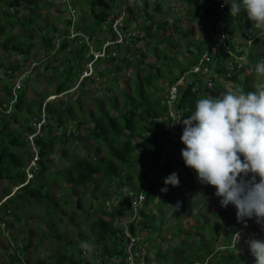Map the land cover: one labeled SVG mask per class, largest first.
Segmentation results:
<instances>
[{
	"label": "trees",
	"instance_id": "trees-1",
	"mask_svg": "<svg viewBox=\"0 0 264 264\" xmlns=\"http://www.w3.org/2000/svg\"><path fill=\"white\" fill-rule=\"evenodd\" d=\"M86 1L87 0L85 1L79 0V2L77 1L78 4L80 3L79 5L83 9H85V6L87 5L88 7L90 6L92 7V9L88 10L86 14L82 15V23L83 22L85 23L84 25H82L83 26L82 29H84L85 32L93 35L98 33V26L100 21H102L105 18L106 14H108V11L110 13L113 10L114 5L112 1H110L111 5L109 4V2L106 4V1L104 2L102 0H88V3ZM154 1L155 0H153L152 5L146 4V6L148 9L150 7L153 8L155 6V12H158L159 5L157 4V1L155 2ZM207 1L208 0H202L201 3L195 5L199 7V10H202L199 11L200 15L198 16V18L201 21L200 32L203 35V40L201 42L192 41V44L197 49V53L202 52L203 47L211 44L213 39L212 19L210 18L213 9L207 8L204 10L203 8L204 5L207 3ZM225 2L226 3L223 12L225 19V28L228 34L231 36L232 35L231 33L235 28L234 24L237 23L238 16L237 17L231 16L230 14L231 6L228 0H225ZM96 3L98 5L97 10L95 14H93V21L90 22L87 19V14L92 12V10H94ZM0 5H1L0 7V69L2 68L3 71H5L4 73H6L7 71L13 72L17 70L18 68H20L21 63L20 64L17 62L5 63V61H3L4 57L2 56V53L20 51L25 55L26 58H28L31 51V48L29 47H32L33 44V42H31L33 38L31 36V33H35L36 36L39 35V37L41 38V45L39 46V48H41V46L44 45L46 46L44 49L48 50V48L52 47L53 44L54 33L52 34V32L53 30H55V28L53 27L51 29H47V31L43 32L44 33L43 35H40L37 30V28H39L37 26L38 23H41L45 20L46 15L50 10L49 5L47 6L46 10L44 9L42 0H0ZM98 13L101 14L100 18ZM244 15L246 16L245 13ZM155 16H156L155 14H149L146 11L144 19H142L140 23H143V27L147 28L146 29L147 32L143 34L141 37H139L141 35V32H139L136 28H133V30L136 31L137 33L134 36V38L131 37L132 41L130 42V45L126 47L127 54L126 53L123 54L124 61L121 60V65H123L124 68L126 66V68L128 69L132 65L131 63L132 61L136 65H142L144 60V55L140 53H142L141 51L148 50L151 47H153L151 49L152 51H154L152 52L151 56L153 57L154 55L157 58H159V60H161L162 54L160 50L163 51L164 49L163 46L166 44L165 38L170 37L175 33L180 34L176 25H172L170 27L167 22L155 20ZM101 17L103 18L101 19ZM134 18H136L135 15H133L132 20L137 21V19ZM61 21L63 25L66 24L65 20L61 19ZM244 23L245 26L251 25V22L248 20H245ZM165 24L166 26H164ZM92 25L93 27L91 28ZM241 25L237 26L236 29L237 30L241 29ZM89 27L91 30L89 29ZM14 28H16L19 32H14L13 31ZM124 29L128 30V27H124ZM56 31H58L57 28L54 32ZM148 31H152V32L149 33ZM254 32L256 33V34L254 33L256 38L259 35L264 34V32H258V31H254ZM156 33H158L159 35ZM244 36L247 38L248 41H251V47L253 49L258 43L257 39L253 38V36H251L250 33H248L247 31H245ZM139 40L143 42L145 48L143 47V49H134V47L132 46L135 45ZM151 40L154 42V44L151 43ZM262 44L264 45V41ZM229 45L233 47V43L229 42ZM172 46H176V44H173ZM123 47L124 46L122 45L117 46L118 49ZM66 48H67V42L65 44L64 41L59 51L64 52ZM80 54L81 51L75 54L76 57L73 60V64L69 63L70 57L69 56L67 57V55H65L64 58L65 60H62L64 71H62L61 73L58 72L60 80L55 85L57 92H63L67 90L66 86H68L73 80L77 78V72L81 67V56H79ZM260 55H261L260 53L256 54L251 50L247 56L248 64L255 65L260 60L259 58ZM163 56H165L166 58V55ZM263 57L264 55L262 54L261 58ZM110 61H111L110 67H112L116 71L121 70V66L114 65L113 58H111ZM196 61L197 58L193 57V60L189 61V65L192 66L191 64L193 63L195 64ZM224 62H226V60L222 59L219 60L218 64L217 63L214 64V68L220 77H223L225 75ZM45 65H46L44 66L45 71H49L51 74L57 73L58 68L51 67L50 60H48L47 64ZM144 65L145 68H143V71H145L146 74L144 76H138V74H136L135 76L136 81L133 86L134 92L130 94L129 92L122 90L119 93L123 99L119 104V106L117 105V98H118L117 96L106 95L105 101L107 108L109 109L114 108L119 110V113L116 116L112 115L110 113V110L106 109L105 105L102 104L101 99H92L91 93L93 91L92 85L94 79H86V81L84 80L82 82L83 84H81V89L78 95V99H76L75 101L71 102L70 101L71 99L66 97L63 100H54L46 103L44 106L45 108H43V104L45 98L49 93L45 91V93L39 95L37 98L38 101H36L35 99H29L27 93L30 86L28 85V83L25 84L22 83V87H20L17 91L18 93L17 101L13 106V111L10 112L11 114L5 113V109L0 111V180L6 181L7 184L9 185H11L12 183L19 184L23 182L25 178L23 167L25 165L26 158L30 156V150L27 145L28 140L25 135L27 133L33 132L35 128L34 126L26 123L25 121L21 122V112H23V117L25 118V120H27L30 116L36 115L37 121H39L40 115L44 110L47 123L45 122V124L42 125L39 135L33 139L34 144L38 148L39 158H40L39 172L36 175L37 179H39L41 175H44V173L49 171V164L47 162L53 152V149L56 146L60 147V156H62L63 158L66 155L64 148L68 145L69 142L73 143L76 141V139L77 140L86 139L87 141L92 142L94 144L96 143L99 144L94 148L92 152H91L92 148L91 150H88L87 157L89 159L85 160L80 156L77 155L73 156L74 159L70 161V164L67 169H65L64 171L50 172L52 174L51 181H55L57 179L56 176L57 177L62 176L64 178L65 183L71 184L72 187L79 186L80 188L84 189L83 194H85L87 190H89L86 188L91 187L92 191L94 192L97 186L99 185V181L101 180V178L105 179L107 186L106 189L97 193L96 195L92 193V195L95 196L97 199L106 198L109 194L110 189H113L116 183L125 184L126 186L134 189H138V187L140 188V186L141 187L144 186V183H146L150 171L156 165H159L161 142L163 141L165 136L166 125L170 120L167 113L168 112L167 105L166 102L164 101L165 95H162V97L156 95L158 91L159 93L162 92V89L158 86V80L159 78L163 77L165 74L160 73L158 71L159 68L154 62L152 64V67H149L148 63H145ZM190 66L183 67L179 65L178 73L175 76L171 74L168 77V81H167L168 85L173 84L177 80V75L181 74L183 71H186ZM246 66L247 65L245 66L241 65V67L237 69L238 70L237 75H241L245 73V69H247ZM106 72H110V70H107ZM69 74H71V76H69ZM100 75H104V77H106L105 74H100ZM37 76H40V74L37 73ZM37 76L34 77V79L36 81V84L40 85ZM222 80L224 81L226 79H222ZM244 83L247 82L244 81ZM8 84H9L8 82H6L5 84L0 82V92L3 93V96L0 95V106H2L3 104H8L9 102L8 95L10 93L11 88L9 89ZM46 84H50V81L48 79L46 80ZM194 84L195 85L197 84L196 91L191 92V88L193 84L190 85L183 93L180 101L178 102L179 104L177 108L180 111V113L184 115V119H186L187 116L192 114V111L195 108V102L198 99H200L199 95L202 92H204V90L200 88V87H204L205 84V82L202 79L195 80ZM216 84L214 85V90L216 91V96H217L218 92L216 88L218 87V85ZM144 88L147 89V92L144 91ZM86 91L89 93H87ZM27 98L29 100H27ZM85 102L90 103L89 105L92 107L91 110L84 109ZM86 105L88 106V104ZM83 116H84V120L81 119L83 118ZM160 117L161 120H159ZM12 121H17L21 123L16 128H8L7 124H10ZM71 122H77L76 126H81L84 125V123L88 122V123H92L93 127L90 130H88V132L85 135L79 137L74 136L72 134L66 137L64 136L65 132L63 133V135L60 136L56 134V128H59L61 130H66L68 126L67 123H71ZM178 132L179 135L181 136L183 132V121L178 126ZM136 138H140L142 140H145L146 142L144 143V145L137 144L134 142ZM102 144L107 147L108 156L106 155L99 156L98 151H100ZM175 146L183 147V148L185 147L182 142L175 144ZM139 148L141 149L139 157L144 159L143 161L144 166L142 168L141 175L139 176V178H137L138 174L134 172V167H132V163L136 158L134 157L133 154ZM91 154L94 155L95 157L94 160L90 159ZM112 159L117 162V166L114 165ZM170 161H171V157L170 158L167 157L166 161L158 168V170L154 173L153 177L151 178V181L148 183V187L146 188V195H145L146 204L150 203L151 201H154L155 199H158L160 202L170 201L172 199V196L176 194L177 188L181 187L182 184L184 183L182 180L186 181V177L181 176L179 172H177L176 169L170 165ZM125 171H129V173L123 175L122 173H125ZM172 173H178L180 180L179 187H173L171 185H167L168 191L162 192L161 189L165 187L164 179ZM135 177L137 179V181L135 182L137 183L131 185V181ZM43 183L44 180H39L38 184L34 185L33 180H30L27 185L22 186L21 188H19V190L20 192L22 191V196H21L22 201H25L26 203H30L33 200L34 201L45 200L47 204H50V209L49 207L45 208L47 209L46 213H43V215L47 216V219L49 220L50 215L59 206V202L54 201L49 197L51 184L47 186H43ZM9 185L7 186V188H5L4 196H8L11 193L9 190ZM208 193L209 192L207 191V194ZM7 200L8 203L13 202V199L10 197H8ZM10 206H12L15 210L18 209L16 208V206H14V204H10ZM77 207H81L79 203H77ZM6 211H7L6 206L0 207V215H1L0 222L3 221V216L5 215ZM91 211L92 210L87 212V217L88 216L90 217L92 215ZM93 211L96 212L97 209H94ZM121 211L122 212L127 211V205L124 202H122L118 206V210L116 209H114L113 211L102 210L101 212L103 216L101 218L97 216L90 222V231L92 233L90 235L94 236V240L93 242L92 241L91 242L94 244L103 245L108 254H110L111 252L112 253L116 252L119 254L122 253L121 245L123 242H125L122 235L123 232L119 226L116 225L114 226L115 217ZM73 213L76 214L75 211H73ZM140 214L142 218L141 222H139L141 228H145V227L155 228L154 224L156 223L155 222L156 219L154 218V215H147L144 211H141ZM65 216L66 215H64V217ZM22 218L23 217L20 216V213L18 214V211H16L14 214L10 216L8 220V227H15V225H19L20 221L23 220ZM103 218H107V219H103ZM159 221L162 222L163 219L161 218ZM231 223H232L231 227L225 229L219 227L217 229V230L222 229L224 231V234L222 236L225 244L223 245V247L225 248L224 250H228L230 248L232 236L239 230L237 228L238 225H236L232 221ZM246 223L247 225L252 223L255 225L253 226L254 228L257 227L256 226L257 224L253 223L251 220H248ZM47 226L48 227L50 226L52 228L54 224L47 223ZM75 226H76L74 229L75 237L74 239L65 241L63 243L64 251L66 248L71 247L72 249L74 248V250H76L78 254H83L85 250H83L80 247V244L81 242H89V240L85 239V234L82 232L81 229H79L81 224L76 223ZM129 227L131 228L132 231H134L133 224H131ZM205 230L207 229H204L203 231ZM71 232H73V230ZM176 233L177 230L172 228L171 234L173 236H177ZM52 235L60 240L62 238L59 233H55ZM178 235L180 237V234ZM195 235L196 236H194L193 238L197 239L196 241L197 249L194 250H196L197 254L205 253L207 255L206 257L220 256L215 264L242 263L241 257H239L238 254H236L233 251L231 252L227 251L228 255L226 254L224 255L221 253H216L215 250L212 249L213 243L217 240V235L213 236L212 234H209L210 237L208 240L202 239L197 234ZM24 237L26 238V240L24 239ZM6 240L8 244L5 246V249H10L12 251V253H10L11 255L10 254L7 255L8 262H10L11 264L12 263L23 264V262L21 261V255H24L27 251L34 249V245L31 242V240H29L28 235L26 236L25 234V236L22 237L21 236L18 237L17 235L16 236L11 235L9 238L7 237ZM183 244L184 242H178L175 245H173V247H171L172 244L168 245V251L163 255V257H167L169 252L170 258L166 260L167 262L166 264H177V260H178L177 258L180 256L179 254H181V256H184V252L182 250ZM65 252L61 253L62 255L60 254L56 255V253L53 250H51L49 256L55 257L54 264H64V263L81 264L84 262V260L81 261L79 258H77L75 261H73V259H70L64 262L65 260L64 257H66L64 255ZM246 254L248 259L245 262V264H255V258L251 254L250 256H248V252H246ZM205 258L202 261V264L206 263L207 258L206 259ZM38 260L39 259H36L34 264H39L40 260L39 261ZM186 260L187 258H183V263H186ZM148 262L149 261L147 257L144 259V263L148 264ZM85 263L86 262H84V264ZM187 264H200V263L195 262L191 258Z\"/></svg>",
	"mask_w": 264,
	"mask_h": 264
},
{
	"label": "clouds",
	"instance_id": "clouds-1",
	"mask_svg": "<svg viewBox=\"0 0 264 264\" xmlns=\"http://www.w3.org/2000/svg\"><path fill=\"white\" fill-rule=\"evenodd\" d=\"M102 1H106V2L112 1L113 5H115L112 10L113 12L114 9L122 7L130 0H102ZM86 2L88 3V1ZM200 2H202V0H200ZM200 2H193V4ZM228 2L231 6L230 14L232 17H237L241 13H245L248 19L252 22V27L249 30L250 33L254 31L264 32V0H228ZM56 3L58 8V15L61 19L65 20L66 24L63 25L62 21L60 22V24L62 25L60 27L61 30L57 27L58 31L54 32L53 44L52 47H50L47 50L48 52L45 51L40 57L38 56L35 57L34 55H32L30 51L28 58H24L22 60L16 61L19 64L21 63V65L20 68H18L14 72L7 71L6 73H4L3 69L2 68L0 69V82L4 84L5 82H8L9 89L11 88L10 93L8 95L9 96L8 104H3L2 106H0V110L2 111L3 109H5V113H10L11 111H13V106L16 103L18 97V93H17L18 89L22 87V83L25 84L29 81V79L32 77V74L34 73V70L39 69L42 66V64L44 63L46 64L48 60L52 59L53 57H58V55L61 53L69 56L71 59L69 63L73 64V60L76 57L75 54L81 51V54L79 55L81 56V67L79 70L77 69L78 70L77 78L73 80L68 86H66L67 90L63 92H57L56 90L55 85L60 80L57 71V73L55 74L56 76H58L57 82L54 85L55 93L47 95L43 104V108L45 104L48 102L65 99L62 98L63 96H67L68 98L71 97L72 94L78 91V89L81 87L82 82L85 79L96 80L101 77H104V75H100V74H104L106 69L110 67L111 58L114 59V65L121 64V60L123 58V54L126 53L127 46H124L121 49H118L116 46L115 47V50L117 52L116 58L110 57L106 60H102V59L96 60L93 64V72H91V74L88 76L84 75V73L86 72V63L88 61L85 58V53H87V47L79 46L78 44L73 43L68 39L71 22L74 21L76 31L87 34L92 39L94 48L99 49L102 41L106 39V36H104L101 30V23L104 21L107 15L112 12L106 14L105 18L99 23L98 33L96 34L97 35L101 34L102 39L100 41V44H98V42L95 41L94 39V37H96L95 34L91 35L82 29L83 28L82 25L85 24L84 22L82 23V15L88 12V10L90 9L88 5L85 6V9H82L80 5L77 3V0H56ZM152 3L153 0H138L135 8H129L128 18L126 19L125 22L126 27L133 30V28H135L136 25L139 24L142 19H144L146 11L148 13L151 12L149 14H155L156 15L155 18L157 19V16H159L161 13L153 12L152 7L148 9L146 6V4L152 5ZM169 3L171 8L170 10L171 15L178 13V17L182 18L183 16L182 22L185 23L187 20L190 19V17H188L189 14H188L187 4H183L178 0H172V1L170 0ZM219 3H220L219 0H216L213 3H210V0H208L203 7L204 9L207 8L213 9L210 15V18L212 19L213 39L211 44L204 46L202 52L198 53L199 57L197 58L196 63L193 64L191 67L196 65L199 62L201 55L207 49L211 48V46L215 44L214 41L215 22L212 16L215 13L216 7ZM224 3H226L225 0ZM174 4L175 7L173 6ZM95 6L97 8L98 6L97 3L95 4ZM195 10H198V12L202 11L199 10V7H195V9L194 8L190 9V12L193 13V11ZM91 13L87 14V17H89L90 15L93 16L94 13L93 14ZM133 15H135L137 21L132 20ZM131 20L134 21V23L130 26ZM223 20H224L225 33L228 36L225 42L228 44V47L233 50V47L229 45V42L233 43V46L238 45L239 48L242 47L240 43L237 44L234 40H232V37L226 31L224 14H223ZM127 21L129 23V26L127 24ZM158 21L169 22L170 27L172 25H176L173 24L170 19L166 21L165 20H158ZM176 26L178 27V30L180 32L183 24ZM195 26L198 27L197 24H195ZM198 30L200 34L201 24ZM187 34H191V33H187ZM142 35L143 34L141 33L139 37H141ZM202 40L203 38L192 39V41H198V42H201ZM64 41L67 42V48L65 49L64 52H60L59 50ZM139 42L142 41L139 40ZM194 48L196 49L195 46ZM219 48L223 49L224 47H219ZM42 49L44 50V48ZM141 49H143V42ZM244 53H245L244 50L240 48V50L236 54L238 57H240V56H244ZM221 54L222 56L211 55L212 64H210L211 66L210 68L211 71L213 72V76H216L212 78L213 80L212 90L207 88L206 82L202 79L205 82V84L204 87H200V88L203 89L204 91H208V96L198 99L195 102V111L191 115L187 116L186 119H184V115L182 114L183 115L182 120L180 119L181 123L183 121V132L181 136L179 135V141L177 143L182 142L185 147L184 148L176 147L174 145L172 150L167 155L163 156V149H164L163 145L165 142V136H164V139L161 142L159 165H156L154 168L152 167L153 169L150 171L146 183H144V186L142 187L140 186V188L138 187V189H134L126 186L125 184L116 183L113 189H110L108 196L102 199L106 211H111V210L113 211L114 209L118 210V206L122 202L126 203L127 205L126 212L128 213V217L125 219H121L120 217H124V216H122V214L119 212V214L116 215L114 221V225L117 224L122 229L123 232L122 235L124 240H125V235H124L125 227L129 230L130 233L142 236L139 232L136 231V228L140 227L139 222H141L142 220L140 212L144 211L147 215H152L149 212L150 211L149 207L153 201L146 204V196H145L148 183L151 181V178L153 177L154 173L158 170V168L166 161V158L172 157L174 153L177 154L178 152L180 153L179 148H182L181 154L184 163L187 167L195 171L198 182L203 185H211L215 187L216 189L215 195L218 198H220V204L223 208H227L229 207V205H232L236 209V217L238 222H241V224L239 225L238 222H235L236 225H239L237 226L239 230L235 234H233L231 240V246L229 249L238 248L237 244L240 241V239L246 238L247 240L245 241V243L248 245L249 248V250L246 251L248 252V256H250L251 254L255 258V264H264V239L257 238L255 237V235L251 236L250 232H252L253 229H256L253 228V226L255 225L254 224L247 225L246 223L248 220H251L253 223L260 225L261 230L264 231V90H261L257 86L255 90L252 91L239 92V93L222 92L218 96H216L214 85L219 81H223L222 79H226V81H228L231 80L235 75H237L235 74L231 78H227L225 77V75L223 77H220L218 75V73L214 68V64L215 63L218 64L219 60L222 59L226 60L225 56L223 55L225 53H223L222 51ZM248 54L249 53H247L246 55L247 59H248L247 57ZM230 58L231 57H229L228 59ZM116 59L118 60L117 63L115 62ZM27 62L29 63L27 64ZM245 64L247 65L248 62L244 63L243 66H245ZM191 67H189L187 70H189ZM59 71L60 72L64 71V67L61 66L59 68ZM255 71L257 75L264 73V58H261L257 62L255 66ZM181 74L177 75V78ZM33 81L34 78L31 79V82ZM16 84L18 85L16 86ZM185 91L186 90H184V92ZM42 120H44L43 123H41ZM159 120H161V117ZM45 122H46V115L43 110L42 114L40 115V120L37 121L36 118V121L33 124H31L35 128L34 131L31 133H27L25 135L26 138L28 135H32L35 133H37V135L35 136L37 137L41 131L42 125H44ZM71 123L70 125L67 126L66 130H61L59 128H56V134L60 136L63 135V133L65 132L64 136L66 137L71 134L74 136H78L79 134L78 131L80 126H76L77 122H71ZM68 128H72V132H70L69 134L67 133ZM58 130H61L60 134L57 133ZM27 145L30 150V156L26 158L25 165L23 167L25 178L22 183L15 184L13 186L9 185L10 189H12L11 193L8 196H4L3 194L0 200V207L6 206L7 208V211L3 216V221L0 222V228L2 225L8 222L10 216L15 213L13 210H11V208L13 207L10 206L11 203L7 202V198L10 197L14 199L13 196L15 194L17 196V193L19 194L22 193V191L20 192L19 188L27 185L30 180H33L34 182V177H36V175L39 172L40 158L36 162L35 169L31 168L28 170L30 161L34 156L33 155L34 152L29 140ZM34 147L38 152V148L35 144ZM38 157H39V152H38ZM162 157L164 158L163 161H162ZM183 182L184 183L182 184V186L185 183H187V181L185 180ZM37 184L38 182L36 184L34 183V185ZM164 184L165 187L161 189L162 192L168 191L167 185H171L173 187H179L180 180L178 173H172L168 177H166L164 179ZM118 186L119 187L121 186L120 190L122 191V194L117 193L116 189ZM128 192H132L135 196H138L140 194L145 196V199L143 201V206L138 213L139 216L138 221L132 220L133 211L130 208V201L127 198ZM49 197L50 199H52L51 192ZM36 202H42V201H36ZM177 207H179V202L177 204ZM154 218L156 220L158 219L156 216H154ZM47 221L48 220H46V222ZM25 224H27V222ZM131 224L134 225V231H132L131 228L129 227ZM45 228H48L47 224L45 225L44 229ZM221 236H223V233ZM124 245L125 242H123L121 245V251H122L121 254L116 252L108 254L105 253L106 251L105 249L101 251L92 252L94 245L90 242H81L80 247L83 250H85V255L83 259L84 262H86L85 264H90V262L96 257V253L106 257L108 256L111 257L113 255H116L118 257L123 258ZM147 251L149 252L148 244H147ZM235 253L239 255V253L237 252ZM145 258L147 257L145 256L143 258L142 260L143 264H145L144 263ZM84 262L81 264H84ZM121 263H123V259ZM23 264L26 263L23 262Z\"/></svg>",
	"mask_w": 264,
	"mask_h": 264
},
{
	"label": "rangeland",
	"instance_id": "rangeland-1",
	"mask_svg": "<svg viewBox=\"0 0 264 264\" xmlns=\"http://www.w3.org/2000/svg\"><path fill=\"white\" fill-rule=\"evenodd\" d=\"M178 1L183 4L188 5V14H189L188 17H190V19L187 20L186 23L182 22L183 16L182 18L178 17V13L171 15V11L169 10V8H167V5L169 4L167 1L165 0L160 1L161 10L165 6L166 8H164L163 11H161V14L157 16V19L158 20L161 19L165 21L170 19L173 24H176V25L183 24L180 30L181 35L175 33L174 35L165 38L167 40L168 39L171 40V42L169 43L166 42L165 44L168 50H165V51L160 50L162 54L161 60H159V58H157L154 55L153 57L151 56L152 52H154L151 49L153 47H151L148 50H144L145 52L141 51L142 53L140 54L144 55V60H143L142 65L136 66L134 62L132 61L131 62L132 65L127 69L126 67L124 68L123 65L119 64L118 66H121L120 71H116L112 67L107 68L106 71L110 70V72L105 71L104 74L106 77H101L93 81V85H92L93 91L91 93L92 99H101L102 104L105 105L107 110H110V113L112 115L116 116L119 113V110L114 109V108L113 109L107 108L106 101H105L106 95L117 96L118 97L117 105L119 106V104L123 100L122 96H120L119 93L122 90L127 91L130 94L134 92L133 86L136 81V78H135L136 74H138V76H144L146 74L145 71H143V68H145V65H144L145 63H148L149 67H152L153 62L156 63L157 67L159 68L158 71L160 73L165 74L163 77L159 78L158 80V86L162 89V92L159 93L158 91L156 94L159 97H162V95L167 94L166 89L168 87V83H167L168 77L171 74L175 76L178 73L179 65L183 67L189 66V61L193 60V57H194L193 53L194 54L196 53V49L194 48V45L192 44V39H201L203 35L201 34L200 36L198 32V28L200 27V24H201V21L198 18L199 12L198 10H195L193 11V13H191L190 9H193V8L195 9V7L193 6V2H200V0H178ZM55 3H56V0H43V6L44 4H46L44 6V9L46 10L47 6L49 5L50 12L47 13L45 20L41 22V24L38 23L37 25L39 27L37 28V30L40 35H43L44 31H47V29H51L53 27H55V29L58 27L61 30L60 27L62 25L59 23L61 22L60 21L61 19L58 15L57 3L56 4ZM90 8L92 9L91 6ZM152 10H154V8H152ZM95 12H96V6L94 7V10H92L91 14ZM87 18H88V21L92 22L93 20L92 15H90ZM245 20L250 21L247 15L245 16L244 13H241L237 17V23L234 24L235 28L233 29L231 33L232 34L231 37H232V40H234L237 44L240 43V45H242V47L240 48H242V50H244L245 52L244 56L242 57L244 59V62L247 63L248 59L246 58V55L251 50L256 54L260 53L261 55L262 54L264 55V45L262 44L264 41V34H261L256 38V36L254 35L255 32H251V33L249 32V30L252 27V22L250 21L251 25L245 26V23H244ZM133 23L134 21L131 20L130 26ZM167 23L169 24V22ZM127 24L129 25L128 21H127ZM195 24H197L198 27L195 26ZM239 25H241V29L237 30L236 27ZM135 28L142 34H145L147 32L146 31L147 28L143 27V23L137 24ZM13 31L19 32L16 28H14ZM54 31L55 30H53L52 34L54 33ZM245 31L250 33V35L253 36V38L257 39L258 43L253 49L251 47V41H248L247 38L244 36ZM148 32L150 33L152 31H148ZM187 33H191V34H187ZM234 34H236V36ZM31 36L33 37L31 41L33 42L32 47H29L31 48V53L35 57L37 56L40 57L45 51H47V49L46 50L42 49V48H45L46 46L42 45L41 46L42 48H39V46L41 45V38L39 37V35L36 36L35 33H31ZM95 36H96V38L94 37L95 41H97L98 44H100L102 35L95 34ZM151 43L154 44L152 40H151ZM171 43L172 45L176 44V46H170ZM143 47L145 48V45H143ZM163 55H166V58ZM261 55L259 56L260 59H261ZM2 56L4 57L5 63L16 62V61L26 58L25 55L19 51H13L10 53L4 52L2 53ZM64 58H65L64 54H61V55L59 54L58 57L52 58L53 60L50 59L51 67L53 68L57 67L58 68L57 71L61 73L59 71V68L62 66V60ZM28 63L29 62H27V64ZM44 66H45V63L42 64V66L39 69L37 70L35 69L34 73L32 74V77L27 82L29 86L31 85L30 89L28 90V94H27L29 99H35L36 101H38L37 99L38 96L45 93V91H47L49 94L55 93L54 85L57 82L58 76L56 75L54 76V74H51L49 71H44ZM249 70L250 68H248V71ZM37 73L40 74V76L38 77V81L40 82V85L36 84L35 79L33 82H31V79L36 77ZM250 74H251V71H250ZM47 79L50 81V84L45 83ZM250 80H251V83L254 84V87L258 86L261 89L262 82H264V73L257 75L255 71V73H253L252 79ZM80 89L81 87L78 89V91L72 94L71 97H69L71 99V100L69 99L71 102L78 99ZM144 91L147 92V89L144 88ZM0 95L3 96V93L0 92ZM66 97L67 96H63L62 98H66ZM28 98L27 100H29ZM84 104H85L84 109L91 110L92 107L89 105L90 103H84ZM86 104H88V106ZM193 111H195V108L193 109ZM35 119H36V115H33V116H30L27 120H25V118L23 117V112H21V122L25 121L28 124H33L36 121ZM81 119L84 120V116ZM21 122L12 121L10 124H7V127L16 128L19 126ZM67 124L70 125V123H67ZM92 127H93V124L88 123V122L84 123V125H81L78 131L79 132L78 137L85 135L88 132V130H90ZM76 141L73 143L69 142L68 145L64 148L65 153H66L64 158L60 156V147L56 146L53 149V152L47 162L49 164V171L44 173V175H41L39 179L34 177L35 184L39 180H42V179L44 180L43 186H47L51 184L50 186L51 198L52 200L59 202V206L54 211L55 213L53 212L50 215L49 220L41 217L40 213L42 214L46 213L47 209L45 208L49 207L50 209V204H47L45 200H41L42 202H36L33 200L30 202V204H26V203L22 204L19 201L16 202L17 205L22 206L23 209L27 210L28 212L27 213L26 211L20 212V216L23 217L24 221L22 222L21 220L19 225H17L16 227L8 228V222H6L4 225L1 226L0 228V264H11L10 262H8L7 254L12 253V251L10 249H5V246L8 244L6 238L7 237L9 238L11 235H15V236L17 235L18 237L19 236L22 237V236H25L24 232H27L29 240H31V242L34 245V249L27 251L24 255H21L22 256L21 261L26 264L27 263L34 264L36 259L40 260L39 264H44V263L54 264L55 257L49 256V253L51 250H53L56 253V255H59V254L62 255L61 253L66 251L64 253V255L66 256L64 257L65 258L64 262L70 259H73V261H75L77 258H79L81 261L84 259L85 252L83 254H78V252L74 250V248L72 249L71 247L66 248L64 251L63 243L65 241L74 239L75 237L74 229L76 227L75 226L76 223L81 224L79 229H81L82 232L85 234V239H88L90 243L93 242L94 236L90 235L92 234L90 231V222L97 216L101 218L103 216L101 211L102 210L106 211V209L103 203V199L101 198L97 199L95 196L92 195V193L96 195L97 193L106 189L107 187L106 181L105 179L101 178V180L99 181V185L97 186L94 192L92 191L91 187H88L86 189H89V190H87V192L83 194L84 189L80 188L79 186L72 187L71 184L65 183L64 178L62 176L60 177L56 176L57 179L55 181H51L52 174L50 173V172L64 171L65 169H67L70 164V161L74 159L73 156L75 155L80 156L84 158L85 160H88L89 159L87 157L88 150H91L92 148L91 150L92 152L94 148L97 145H99L97 143L94 144L92 142H89L86 139L85 140L76 139ZM134 142L137 144L144 145L146 141L140 138H136ZM140 152H141V149L139 148L133 154L134 157L136 158L134 162L132 163V167H134L135 173L138 174L137 178H139V176L141 175V171L144 166L143 164L144 159L139 157ZM98 154L99 156H104V155L108 156L107 147L102 144V147L100 148V151H98ZM164 155L165 154L163 153V156ZM180 155L181 153H178V154L174 153V155H172L171 157L170 165L173 168H175L176 171L179 172L183 177L184 175H186L187 183L181 186V188L180 187L177 188L176 194L172 196V199L170 201H166L165 203H163V202L158 201V199H156V201H153L151 203L149 207L150 209L149 212L150 214L158 218L155 221L156 223L154 224L155 228H152V227L151 228L145 227L142 229L140 227L136 228V231L139 232L146 239L147 244L149 245V252L147 251V254H146V257H148V261H149L148 264H166L167 263L166 260L170 258L169 252H168L167 257H163V255L168 251V245L172 244L171 247H173V245H175L178 242H184V244L182 245L184 256H181V254H179L180 256L177 258L178 259L177 264H187L191 258L195 262L202 264V261L207 255L205 253L197 254L196 250H194V249H197L196 248L197 239L193 238L194 236H196L195 234L199 235V237H201L204 240L209 239L210 237L209 234H212L213 236L217 235V240L213 243L212 249H214L216 253H221L224 255L225 254L228 255L227 251H230V252L235 251L239 253L238 256L241 257L242 259L241 264H245V262L248 259L246 251L249 250L248 245L245 243L247 239L241 238L237 244L238 248L224 250L223 248V245H225L224 239L221 236L222 233L224 234V231L222 229L232 226L231 221L233 223L238 222L237 217H236V209L232 205H229V207L227 208H223L220 204V198H218L215 195V192H216L215 187L211 185H203L199 183L197 179V175L194 170L190 169L187 166L185 168L184 164H179V159H182ZM90 159L94 160L95 159L94 155L91 154ZM163 159L164 158L162 157V161ZM112 162L114 163V165L117 166L116 161L112 159ZM126 173H129V171H125V173H122V174L124 175ZM135 178L131 181V185L137 183L135 182L137 181L135 180ZM5 188L6 187L4 186V182L0 180V200L2 198V195L5 192ZM120 188L121 186L120 187L118 186L116 190H117V193L122 194V191L120 190ZM9 190L11 192L12 189H10L9 187ZM207 191L209 192L208 194H207ZM178 202H179V207H177ZM77 203H79L81 207H77ZM94 209H97V211L94 212L93 211ZM11 210L14 211L13 208H11ZM90 210L93 211V212L91 211L92 215L90 217L89 216L87 217V212ZM73 211H75L76 214H74ZM120 213L122 214V216H124V217H120L121 219H125L128 217L127 212L121 211ZM64 215L66 216L64 217ZM107 218H103V219H107ZM160 218L163 219L162 222L159 221ZM46 220L48 221L46 222ZM26 222H27V225L25 224ZM47 223L48 224L52 223L54 224V226L52 228L49 226L48 228L44 229ZM238 223L239 225L241 224V222H238ZM115 225L119 226L117 224ZM219 227H222V229H219V231H217ZM172 228L177 230V233H176L177 236H173L171 234ZM204 229H207V230L203 231ZM72 230L74 233L71 232ZM55 233H59L61 235L62 237L61 240L57 239L55 236L52 235ZM178 234H180V237ZM35 235L38 237V240L36 239V237L34 238ZM24 239L26 240L25 237ZM35 240H37L36 243L34 242ZM92 244L94 245L92 252L101 251L105 249L103 245L94 244V243ZM219 257L220 256L206 257L207 258L206 263L215 264L218 261ZM183 258H187L186 263H183ZM12 264H16V263H12Z\"/></svg>",
	"mask_w": 264,
	"mask_h": 264
},
{
	"label": "built area",
	"instance_id": "built-area-1",
	"mask_svg": "<svg viewBox=\"0 0 264 264\" xmlns=\"http://www.w3.org/2000/svg\"><path fill=\"white\" fill-rule=\"evenodd\" d=\"M137 1L138 0H130L122 7L114 9L112 13L107 15V17L101 23V30L104 36H106V39L102 41L99 49L94 48L92 39L87 34L76 31L74 21L71 22L68 39L79 46L87 47L85 58L88 61L86 63V72L84 75L88 76L91 74V72H93V64L96 60H106L110 57L116 58V46L130 45V38L134 37L136 32L130 28H128V30L124 29V27H126L125 22L128 18V9L135 8ZM215 1L216 0H210V3ZM219 1L220 3L217 5L216 11L212 16L215 22V44L201 55L199 62L196 65L183 72L177 78V80L166 89L167 94L165 96V102L170 120L166 125L165 142L163 145V153L165 155H167L172 150L173 146L179 141L178 126L181 123L183 115L180 113L177 107L184 90L193 84L191 91H196L197 84L195 85L194 81L198 79H203L207 84V88L211 90L213 88L212 78L216 76H213V72L210 68V64H212L211 55L222 56L221 52L223 51V53H225L223 54L226 58L224 70L225 77L227 78H231L237 74V69L241 67L242 63H245L243 57H238L236 54L240 50L239 46L234 45L232 50L225 42L226 38L228 37L225 33L223 20L225 3L224 0ZM173 6L175 7V4ZM133 47L134 49H141L142 42L138 41ZM219 47L224 48L222 49ZM229 57L231 58L228 59ZM115 62L117 63L118 60L116 59ZM17 85L18 84H16V86ZM43 121L44 120H42L41 123H43ZM60 132L61 130L57 131L58 134H60ZM70 132H72V128H68L67 133L69 134ZM36 135L37 133L27 136V139L29 140L34 152V156L30 161L28 170L31 168L35 169L36 162L39 159L38 152L33 144V139ZM127 198L130 201V208L133 211L132 220L138 221V213L143 206L145 196L142 194L135 196L132 192H128ZM124 235L125 245L123 247V258L116 255L106 257L96 253V257L90 262V264H120L122 259L123 263L121 264H143L142 260L147 254V243L145 239L140 235L130 233L126 227L124 229ZM250 235H255L257 238L264 239V231L261 230L260 225H257L256 229H253V231L250 232Z\"/></svg>",
	"mask_w": 264,
	"mask_h": 264
},
{
	"label": "crops",
	"instance_id": "crops-1",
	"mask_svg": "<svg viewBox=\"0 0 264 264\" xmlns=\"http://www.w3.org/2000/svg\"><path fill=\"white\" fill-rule=\"evenodd\" d=\"M160 1L161 0H157V4L159 5V10H158V12L157 13H161V7H160ZM165 1H167L168 3H169V1L170 0H165ZM201 3V2H200ZM196 4H198V3H194L193 4V6L194 7H198V6H195ZM154 8V10H153V12H155V6L153 7ZM164 8H166V6L164 7ZM163 8V9H164ZM167 8H169V10H171V8H170V3L167 5ZM163 9H162V11H163ZM156 19V18H155ZM157 20V19H156ZM200 30V29H199ZM199 30H198V32H199ZM181 35V34H180ZM200 35H201V32H200ZM203 38V37H202ZM166 42H171V40H167L166 39ZM170 46H172V43H171V45ZM165 50H168L167 48H166V45L164 46V49H163V51H165ZM193 55H194V57H196V58H198L199 57V54L197 53V51H196V53L194 54L193 53ZM196 55V56H195ZM196 63V62H195ZM194 64V63H193ZM193 64H191V65H193ZM257 64V63H256ZM255 64V65H256ZM255 65H251V64H247V69H245V73H243V74H241V75H235L236 77H234V78H232L231 80H228V81H226V80H224V81H219L216 85H218V87L216 88V90H217V92H218V95L220 94V93H222V92H233V93H239V92H246V91H252V90H255V88L256 87H254V84H252L251 83V80L250 79H252V76H253V73H255ZM190 66V65H189ZM191 67V66H190ZM248 68H250V70L248 71ZM250 71H251V74H250ZM251 75V76H250ZM249 77V78H248ZM244 81H246L247 83H244ZM247 87V88H246ZM261 90H264V82H262V88H261ZM217 95V96H218ZM206 96H208V91H204V92H202L200 95H199V98H204V97H206ZM194 111H192V113H193ZM181 149L182 148H179V150H180V153H181ZM179 153V152H178ZM180 157L182 158V159H179V164H184L185 165V163H184V160H183V157H182V154L180 155ZM185 168H186V165L184 166ZM180 174V173H179ZM181 175V174H180ZM182 176V175H181ZM184 177H186V175H184ZM135 180H137L136 178H135ZM182 181H184V180H182ZM4 182V186L6 187V185H7V182L6 181H3ZM12 186L13 185H15V183H12L11 184ZM64 190V189H63ZM18 192V191H17ZM19 193H17V196H16V194L13 196L14 197V199H13V202L11 203V204H14V206H16V208H18V209H16V210H14L15 212L16 211H18V214L20 213V212H24V211H26V213L28 212L27 210H24L23 209V207L22 206H19V205H17L16 204V202H21L22 204H24V203H26L25 201H21L22 199H21V196H22V193H20L19 195H18ZM156 201V200H155ZM26 204H30V203H26ZM160 204V203H159ZM233 209V208H232ZM40 215H41V217L42 218H45V219H47V216H44L42 213H40ZM14 219H15V217H14ZM23 219V218H22ZM24 220H22V222H23ZM17 225H15V227H16ZM25 234H27V233H25ZM28 235V234H27ZM36 237V239H37V236L35 235L34 236V238ZM38 240V239H37ZM37 240H35L34 242L36 243L37 242ZM105 253H107L106 251H105ZM112 253V252H111ZM114 253V252H113Z\"/></svg>",
	"mask_w": 264,
	"mask_h": 264
},
{
	"label": "bare ground",
	"instance_id": "bare-ground-1",
	"mask_svg": "<svg viewBox=\"0 0 264 264\" xmlns=\"http://www.w3.org/2000/svg\"><path fill=\"white\" fill-rule=\"evenodd\" d=\"M43 1V0H42ZM78 2H79V0H77ZM85 1V0H84ZM88 1V0H87ZM92 2V1H91ZM105 2V1H104ZM108 2H106V4H107ZM56 4V3H55ZM80 4V3H79ZM109 4H110V2H109ZM46 4H44V6H45ZM90 5V4H89ZM102 5V4H101ZM111 5V4H110ZM106 6V5H105ZM115 6V5H114ZM202 6V5H201ZM50 7V6H49ZM81 7V6H80ZM104 7V6H103ZM42 8V7H41ZM40 8V9H41ZM54 8V7H53ZM82 8V7H81ZM99 8V7H98ZM108 8H110V7H108ZM107 8V9H108ZM39 9V10H40ZM55 9V8H54ZM83 9V8H82ZM91 9V8H90ZM101 9V8H100ZM112 9V8H111ZM56 10V9H55ZM96 10H97V8H96ZM205 10V9H204ZM157 11V10H156ZM162 11V10H161ZM166 11V10H165ZM167 11H169V10H167ZM94 12V11H93ZM112 12V11H111ZM91 13V12H90ZM103 13V12H102ZM108 13H109V11H108ZM157 13V12H156ZM204 13V12H203ZM54 14V13H53ZM86 14V13H85ZM89 14V13H88ZM95 14V13H94ZM99 14V13H98ZM97 14V15H98ZM51 15V14H50ZM55 15V14H54ZM195 15V14H194ZM57 16V15H56ZM100 16H101V14H99V18H100ZM205 16V15H204ZM206 17V16H205ZM59 18V17H58ZM57 18V19H58ZM84 18V17H83ZM103 17H101V19H102ZM53 19V18H52ZM88 19V18H87ZM134 19H136V18H134ZM48 20V19H47ZM146 20V19H145ZM144 20V21H145ZM161 20V19H160ZM61 21V20H60ZM84 21V20H83ZM93 21V20H92ZM98 21V20H97ZM136 21V20H135ZM49 22V21H48ZM58 22V21H57ZM57 22H56V24H57ZM91 22V21H90ZM163 22V21H162ZM60 23V22H59ZM99 23V22H98ZM147 23V22H146ZM41 24V23H40ZM87 24V23H86ZM96 24V23H95ZM129 26V25H128ZM146 26V25H145ZM160 26V25H159ZM164 26H166V24L164 25ZM163 26V27H164ZM51 27V26H50ZM93 27V25L91 26V28ZM95 27V26H94ZM151 27V26H150ZM55 28V27H54ZM138 28H139V26H138ZM152 28V27H151ZM178 28V27H177ZM89 29H90V27H89ZM56 30V29H55ZM58 30V29H57ZM84 30V29H83ZM87 30V29H86ZM91 30V29H90ZM93 30V29H92ZM96 30V29H95ZM94 30V31H95ZM159 30V29H158ZM166 30V29H165ZM168 30V29H167ZM177 31V30H176ZM144 32V31H143ZM137 33V32H136ZM139 34V33H138ZM152 34V33H151ZM156 34H158V33H156ZM92 35V34H91ZM150 35V34H149ZM148 35V36H149ZM154 35V34H153ZM159 35V34H158ZM235 36H236V34H234ZM151 36V35H150ZM162 36V35H161ZM96 38V37H95ZM99 38V37H98ZM134 38V37H133ZM101 39V38H100ZM131 39V38H130ZM139 39V38H138ZM145 39V38H144ZM132 41V40H131ZM137 41V40H136ZM135 41V42H136ZM64 43V42H63ZM134 43V42H133ZM65 44H66V42H65ZM150 45H152V44H150ZM134 46V45H133ZM132 46V47H133ZM35 48V47H34ZM13 49V48H12ZM49 49V48H48ZM121 49V48H120ZM14 50V49H13ZM41 50V49H40ZM46 50V49H45ZM130 51V50H129ZM20 52V51H19ZM136 52V51H135ZM139 52V51H138ZM143 52H145V51H143ZM10 53V52H9ZM40 53V52H39ZM14 54H16V53H14ZM62 54V53H61ZM60 54V55H61ZM127 54V53H126ZM134 54H136V53H134ZM133 54V55H134ZM129 55V54H128ZM139 55V54H138ZM12 56V55H11ZM68 57V56H67ZM128 57V56H127ZM125 58V57H124ZM141 58V57H140ZM126 59V58H125ZM136 59V58H135ZM53 60V59H52ZM63 60H65V59H63ZM122 60H123V58H122ZM139 60V59H138ZM4 61V60H3ZM124 61V60H123ZM137 61V60H136ZM55 62V61H54ZM126 62V61H125ZM124 62V63H125ZM128 62V61H127ZM47 64V63H46ZM21 65V64H20ZM126 65V64H125ZM136 65V64H135ZM6 66V65H5ZM8 66V65H7ZM17 66V65H16ZM46 66V65H45ZM63 66V65H62ZM128 66V65H127ZM137 66V65H136ZM14 67V66H13ZM12 67V68H13ZM18 67V66H17ZM48 67V66H47ZM126 67V66H125ZM16 68V67H15ZM9 69V68H8ZM11 69V68H10ZM45 69V68H44ZM47 69V68H46ZM13 70V69H12ZM52 70V69H51ZM45 71V70H44ZM53 71V70H52ZM77 71V70H76ZM5 72V71H4ZM14 72V71H13ZM43 74V73H42ZM47 74V73H46ZM42 76V75H41ZM54 76H55V74H54ZM69 76H71V74H69ZM37 77H39V76H37ZM68 77V76H67ZM50 78V77H49ZM57 78V77H56ZM69 78V77H68ZM85 81H86V79H85ZM56 82V81H55ZM66 82V81H65ZM6 83V82H5ZM46 83V82H45ZM67 83V82H66ZM4 84V83H3ZM83 84V83H82ZM67 85V84H66ZM84 86V85H83ZM132 87V86H131ZM54 90V89H53ZM82 92V91H81ZM87 92V91H86ZM85 93V92H84ZM87 93H89V92H87ZM84 95H86V94H84ZM154 98V97H153ZM84 99V98H83ZM69 100V99H68ZM157 100H158V98H157ZM161 100V99H160ZM86 103V102H85ZM157 103V102H156ZM59 104V103H58ZM56 107V106H55ZM45 108V107H44ZM164 108V107H163ZM86 110V109H85ZM168 111V110H167ZM9 114H11V113H9ZM34 118V117H33ZM167 119V118H166ZM47 120V119H46ZM167 122V121H166ZM166 122H164V123H166ZM47 123V122H46ZM44 130V129H43ZM43 133V132H42ZM46 134V133H45ZM55 134V133H54ZM58 137V136H57ZM42 139V138H41ZM41 139H39V140H41ZM38 140V141H39ZM40 146V145H39ZM38 146V147H39ZM41 149V148H40ZM41 154V153H40ZM62 157V156H61ZM64 158V157H63ZM131 166V165H130ZM130 168V167H129ZM135 172V171H134ZM9 185V184H8ZM7 186V185H6ZM8 201V200H7ZM12 207V206H11ZM4 212V211H3ZM126 214V213H125ZM25 215V214H24ZM126 216V215H125ZM15 223V222H14ZM249 223V222H248ZM252 224V223H251ZM27 225V224H26ZM22 227H24V226H22ZM9 228V227H8ZM254 228V227H253ZM13 229V228H12ZM35 234V233H34ZM15 239H17V238H15ZM25 249V248H24ZM17 250V249H16ZM18 251V250H17ZM23 251V250H22ZM20 253V252H19ZM29 253V252H28ZM7 255H9V254H7ZM11 255V254H10ZM22 257V256H21ZM25 258V257H24ZM39 261V260H38ZM45 264V263H44Z\"/></svg>",
	"mask_w": 264,
	"mask_h": 264
}]
</instances>
